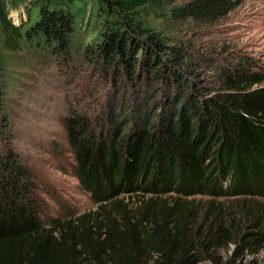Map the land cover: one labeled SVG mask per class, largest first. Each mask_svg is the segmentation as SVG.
Returning <instances> with one entry per match:
<instances>
[{
	"label": "trees",
	"instance_id": "trees-1",
	"mask_svg": "<svg viewBox=\"0 0 264 264\" xmlns=\"http://www.w3.org/2000/svg\"><path fill=\"white\" fill-rule=\"evenodd\" d=\"M230 1L0 0L5 50L79 52L101 78L98 100L63 121L74 176L104 221L44 227L28 170L0 149V264H238L264 248V209L244 231L218 219L201 234L191 211L156 201L264 198V76L241 64L202 95L199 62L176 38ZM228 244L236 250L222 260Z\"/></svg>",
	"mask_w": 264,
	"mask_h": 264
},
{
	"label": "rangeland",
	"instance_id": "rangeland-1",
	"mask_svg": "<svg viewBox=\"0 0 264 264\" xmlns=\"http://www.w3.org/2000/svg\"><path fill=\"white\" fill-rule=\"evenodd\" d=\"M19 13L9 15L15 24ZM179 29L176 38L185 42L193 61L199 62L200 94H212L225 69L241 64L264 76V0H231L215 16L189 20ZM101 91L100 76L79 52L54 55L27 47L10 52L0 40V149L15 151L28 170L30 188L46 228L52 221H69L76 226L83 216H88V227L104 222L100 207L74 176L63 121L69 110L97 101ZM147 199L149 196L143 201ZM118 200L127 206L130 216H137L139 206L133 198L119 196L114 201ZM156 201H164L168 208L177 203L183 212L191 211L193 232L197 229L201 234L218 219L227 225L233 220L236 229L244 231L262 217L264 209V198H179L172 194ZM103 207L111 209L108 203ZM263 218L259 228L264 230ZM235 250V245L228 244L217 256L228 260ZM251 262L264 264V248L245 255L238 264Z\"/></svg>",
	"mask_w": 264,
	"mask_h": 264
}]
</instances>
